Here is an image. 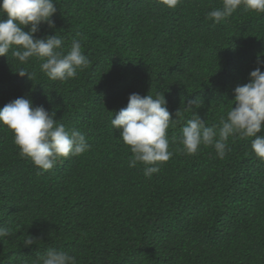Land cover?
Returning <instances> with one entry per match:
<instances>
[{
	"label": "trees",
	"instance_id": "1",
	"mask_svg": "<svg viewBox=\"0 0 264 264\" xmlns=\"http://www.w3.org/2000/svg\"><path fill=\"white\" fill-rule=\"evenodd\" d=\"M55 6V28L42 23L35 36L56 33L64 51L80 40L90 64L61 82L48 79L37 58L21 65L11 52L0 56V108L27 98L84 133L90 148L42 171L0 125V227L11 232L0 240V264H35L49 248L77 264H264V162L252 138L230 137L223 159L210 146L179 150L193 116L188 100H203L195 111L206 126L235 107V87L264 52V13L242 4L214 23L207 13L222 0H181L174 9L156 0ZM20 67L33 81L15 72ZM131 93H163L176 119L167 130L173 155L151 177L142 163L129 167L133 154L111 125ZM29 236L37 241L24 246Z\"/></svg>",
	"mask_w": 264,
	"mask_h": 264
},
{
	"label": "clouds",
	"instance_id": "2",
	"mask_svg": "<svg viewBox=\"0 0 264 264\" xmlns=\"http://www.w3.org/2000/svg\"><path fill=\"white\" fill-rule=\"evenodd\" d=\"M181 0H156V3L174 9ZM246 10L264 13V0H222V8L207 13V19L220 23L232 15L241 5ZM57 8L55 0H0V56L13 58L23 65L31 58L41 61L40 71L52 81L65 82L77 76L90 64L84 55L80 40L73 39L67 51L63 50V37L55 34L37 38L40 25L46 23L55 28L52 19ZM28 30L25 31L24 28ZM257 54L258 66L249 73V81L234 89L235 107L231 106L226 117H221L218 125L206 126L205 121L195 111L203 105V100H188L187 111H193L192 118L181 129L179 149L188 155H194L200 146L213 147L217 156L223 159L228 149L230 137L252 138L251 148L256 157L264 162V135H258L264 129V66ZM20 77L33 81V73L20 67ZM232 103V105H233ZM163 93L155 96H141L131 93L127 106L121 108L111 119V125L119 131L123 143L130 147L133 154L129 167L144 165L143 174L151 177L159 171V165L167 162L173 153L169 151L167 130L175 126L176 119L171 118ZM179 115L177 111L176 116ZM0 125L7 126L13 132V142L19 149L21 158H30L42 171L51 170L61 158L79 156L90 148L84 133L77 129H67L55 119V112H49L43 106L32 107L31 100L19 97L0 108ZM10 229L0 227V240L10 235ZM29 236L24 246L35 243ZM35 264H77L76 257L69 253L49 248L37 257Z\"/></svg>",
	"mask_w": 264,
	"mask_h": 264
}]
</instances>
